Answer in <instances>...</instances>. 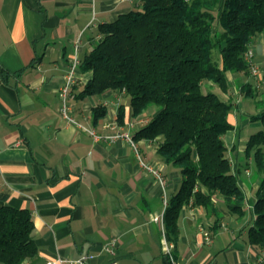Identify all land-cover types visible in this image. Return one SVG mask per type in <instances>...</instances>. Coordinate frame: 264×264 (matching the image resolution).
Here are the masks:
<instances>
[{"label":"crops","instance_id":"obj_1","mask_svg":"<svg viewBox=\"0 0 264 264\" xmlns=\"http://www.w3.org/2000/svg\"><path fill=\"white\" fill-rule=\"evenodd\" d=\"M137 7L138 0H0V206L30 212L37 247L21 264H64L59 259L87 253L96 263L165 264L167 256L173 264L166 247L174 264H254L248 221L230 214L218 196L212 209L183 205L177 236L167 232L165 210L179 190V169L163 162L155 141L134 140L137 154L127 140L106 138L117 131L133 138L153 111L132 117L128 98L112 90L79 98L91 74L78 67L66 99L74 122L63 116L60 89L73 59L81 63L100 40L99 24ZM257 42L264 43V31ZM235 76L228 74L230 93L238 90ZM99 106L105 114L93 121ZM228 132L231 153L235 137ZM139 156L161 171L164 184ZM243 191L244 209H252L256 194ZM111 241L114 255L104 249Z\"/></svg>","mask_w":264,"mask_h":264},{"label":"trees","instance_id":"obj_2","mask_svg":"<svg viewBox=\"0 0 264 264\" xmlns=\"http://www.w3.org/2000/svg\"><path fill=\"white\" fill-rule=\"evenodd\" d=\"M139 7L121 13L97 29L101 36L84 56L80 70L90 72L79 98L106 90L128 98L131 116L152 113L134 140L155 141L164 163L181 175L179 190L165 210L167 232L176 237L183 205L212 209L223 199L230 214H245L246 195L237 181L223 136L235 129L230 113L239 103L223 99L230 93L228 74L245 97H254L245 53L264 31V0H138ZM216 49L220 62L213 59ZM8 73H3L6 78ZM264 79V73H263ZM217 86L218 93L201 86ZM156 106V109H150ZM93 121L105 114L93 109ZM264 127V105L248 117ZM117 122H124V106ZM254 152L260 181L252 205L254 222L247 229L253 246L264 243V129L249 135L245 153ZM33 220L26 209L0 206V263L21 264L37 253ZM165 264H171L165 257Z\"/></svg>","mask_w":264,"mask_h":264},{"label":"rangeland","instance_id":"obj_3","mask_svg":"<svg viewBox=\"0 0 264 264\" xmlns=\"http://www.w3.org/2000/svg\"><path fill=\"white\" fill-rule=\"evenodd\" d=\"M258 35L253 38L250 46L253 50L254 58L257 62V66L259 68L261 76L258 77L252 76L249 73V75H246L244 77V80L251 82L255 96L252 98L245 97L241 93L239 88L237 92L231 91L230 94L227 93L226 95H224L219 90V94L223 99L230 100L234 103L236 102L239 103V107L235 108V110H232L230 113V118L233 124H235V129L233 130L234 132L231 134L232 135L231 137L233 138L235 137V140L233 143H231L233 145V151L230 153V151L228 150V157L230 158V160H235L234 158L235 156H237L238 158V165H237L238 171H236L237 181L239 184L240 182L241 184H244V185L240 184L241 188L243 189L245 188L247 192L251 191L252 194L256 192V188H257V187L255 189L251 188L252 181H254V183H257L258 186L261 174H259V172L257 171L253 150L250 152V155L247 156L245 153V146L249 135L264 129L263 125L260 122H249L247 119L250 115L258 111L260 105L261 106L264 105V79H263L264 53L262 52L264 43L257 42ZM212 56L216 62H220V56L216 49H213ZM201 90L203 92H207L208 90H211L218 93L217 86L214 88H210L207 83L206 84L204 83L201 86ZM228 91H230V89ZM150 109L155 110L156 106H152ZM230 133L231 132H228L223 136L226 146H227L226 138L228 137V135H230ZM245 167H247L250 170L249 173H245ZM241 221H248L249 223L248 227L252 225V223L254 222V215L252 214V209L248 208L245 210V214L244 216H242Z\"/></svg>","mask_w":264,"mask_h":264},{"label":"built area","instance_id":"obj_4","mask_svg":"<svg viewBox=\"0 0 264 264\" xmlns=\"http://www.w3.org/2000/svg\"><path fill=\"white\" fill-rule=\"evenodd\" d=\"M245 58L250 64V74L252 76H256V77L261 76L257 64H255L252 61L253 51H252L251 46H249L248 50L246 51ZM79 64H80V61L77 58H74L73 62L70 65V69L66 75L65 83L63 84V86L60 89V96L63 99L62 113H63V116L71 122H74V120L67 115V109L68 108L66 105V99L70 95L71 88H72L73 84L75 83L74 74H75L76 69L79 67ZM89 133L92 136H94V138L96 140H98L100 138V135H97L93 130H90ZM106 138L110 139L111 141L116 140L118 138L125 139L129 143H131V145L134 147L135 151L138 154V149H137V146L134 142V139L131 137V135L127 131H117L114 134L106 136ZM139 162L144 168L149 170L158 179L159 182H161L163 184L165 183L164 177L161 174V171L159 169H157L151 165L144 164L141 161L140 156H139ZM165 204H166V200H165ZM154 219L157 220L158 218L155 217ZM209 239L210 238L208 237L207 240H209ZM104 249L113 255L115 254L114 243L112 241L110 243H108L107 245H105ZM165 251L169 255L171 262L174 264V259H173L172 255L170 254L169 249L167 247L165 248ZM256 251H257L256 252L257 258H256V262L254 264H264V243L257 246ZM59 261H61L64 264H118V261L115 259H113L109 262H106V263H96V262H94V256L92 254H88V253L80 255L79 257L74 258V259H59ZM48 264H51V263L49 262Z\"/></svg>","mask_w":264,"mask_h":264}]
</instances>
